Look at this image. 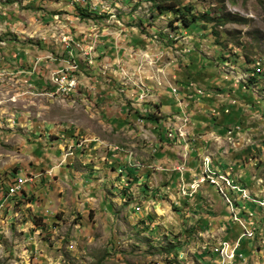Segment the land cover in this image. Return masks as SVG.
<instances>
[{"label":"rangeland","instance_id":"rangeland-1","mask_svg":"<svg viewBox=\"0 0 264 264\" xmlns=\"http://www.w3.org/2000/svg\"><path fill=\"white\" fill-rule=\"evenodd\" d=\"M222 242L264 264V0H0V264Z\"/></svg>","mask_w":264,"mask_h":264},{"label":"built area","instance_id":"built-area-1","mask_svg":"<svg viewBox=\"0 0 264 264\" xmlns=\"http://www.w3.org/2000/svg\"><path fill=\"white\" fill-rule=\"evenodd\" d=\"M57 82H58V85H60L63 90H65L64 85H66V84L70 85V87L73 86V84L68 83V78H67L66 74H61L57 78ZM174 92H177V90L174 89ZM231 103L233 105L235 103V101H233ZM224 111L227 113L229 111V107L226 108ZM166 129L172 131V129H168V127ZM176 135H177V133L169 134V136L172 137L173 139H176V137H177ZM187 137H189V134L187 132L180 130L178 137H177V140H179V138L185 139ZM212 164H213V161L211 162L210 158L204 159V174H203L204 176L209 177L210 174H212V170H211ZM23 184H24L23 180H19L18 182H16L14 184V186H12L9 189V191H10L9 194L14 195L15 193H17L18 189H20V187ZM216 252H217V255L219 256V257L217 256L218 264H235V262H238L241 259L242 260L244 259L243 254H241V253L239 254L236 250V247L231 246L227 242H222L220 244V246L216 249Z\"/></svg>","mask_w":264,"mask_h":264},{"label":"trees","instance_id":"trees-1","mask_svg":"<svg viewBox=\"0 0 264 264\" xmlns=\"http://www.w3.org/2000/svg\"><path fill=\"white\" fill-rule=\"evenodd\" d=\"M131 1V0H130ZM153 2L156 3V0H151ZM173 8H166V7H161V6H158V10H161L162 12L161 13H166V12H171V11H174L172 10ZM178 11V10H177ZM187 13H190V12H187ZM183 17H187L188 14H185V13H182L181 14ZM200 22V19L198 18L197 15H193L191 17V19H188V18H184L183 20V24L185 26H191V28H197L199 26V23ZM145 117V116H144ZM153 118L154 120H158L159 118L156 117L155 115H150V117H147V119H151Z\"/></svg>","mask_w":264,"mask_h":264},{"label":"bare ground","instance_id":"bare-ground-1","mask_svg":"<svg viewBox=\"0 0 264 264\" xmlns=\"http://www.w3.org/2000/svg\"><path fill=\"white\" fill-rule=\"evenodd\" d=\"M248 70H250V69H248ZM250 71H253V70H250ZM247 73V72H246ZM245 77H246V75H245ZM251 79H252V77H250ZM246 80H248V79H246ZM249 83H250V81H249Z\"/></svg>","mask_w":264,"mask_h":264}]
</instances>
